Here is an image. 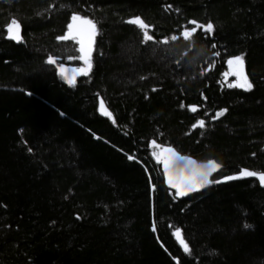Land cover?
Instances as JSON below:
<instances>
[{"label": "trees", "instance_id": "obj_1", "mask_svg": "<svg viewBox=\"0 0 264 264\" xmlns=\"http://www.w3.org/2000/svg\"><path fill=\"white\" fill-rule=\"evenodd\" d=\"M74 14L98 34L72 84ZM190 21L214 31L185 41ZM241 55L251 90L224 83ZM164 148L221 182L177 196ZM242 169L264 172V0H0V264H264V185L224 180Z\"/></svg>", "mask_w": 264, "mask_h": 264}, {"label": "snow or ice", "instance_id": "obj_2", "mask_svg": "<svg viewBox=\"0 0 264 264\" xmlns=\"http://www.w3.org/2000/svg\"><path fill=\"white\" fill-rule=\"evenodd\" d=\"M71 19L74 23H70L68 25L69 31L64 35L57 37V39L61 40V41H67L70 38H75V36L80 37V39L78 40V43L80 44L78 51L81 53V55L79 57H77V59L83 60L87 64V68L72 69L71 71L79 72L82 75H87L91 69L90 58H91V54L93 51L94 37H95V35L98 34L97 26H96V23L94 21H92L86 17H82L80 15H77V14H74ZM127 22L129 24H136L141 29V31L143 32V40L145 42L151 41L153 39V37L151 35H149V32H148V29L150 26L147 23H145V21L143 19H141V17L136 16L134 19L128 20ZM189 23L194 25V27H192L190 30L185 29L181 33V35L185 41H190L198 29H203L206 33H209V34L214 31V24L212 22H209L206 25H200L196 21H190ZM13 28H15L17 30L20 28V24L18 23V21L16 19H13L11 21V24L9 25V28H8L9 33H10V38L15 39L19 36V32L17 31L15 36L11 35ZM177 39H178V37L175 35L171 37L172 41H175ZM168 42H169L168 39H165L163 41V43H168ZM213 47H215V45H213ZM216 55H219V53L217 52ZM48 63L49 64L53 63V57H51V56L49 57ZM227 64L230 66V68H229V72L224 73L225 77H227L229 75V73H231V75H234L237 77V81H234L233 83L228 84V87L231 88V87H245L246 86L245 90H251L253 85H252L251 81L248 80V77H247L245 70H244V64H245L244 56L241 55V56L231 57L230 59H228ZM61 71H66V70L63 69V67H61ZM100 106H101V109H104V111H106V109L104 108V102L102 100H101ZM190 110L196 111L197 109L195 106H191ZM221 114L222 113H217V117ZM108 115L111 116V113H108ZM196 126L203 127L204 121L199 120L197 122V125H194L193 127H196ZM152 144L157 148L161 147L160 145H156L155 141H153ZM29 151H31V149H29ZM163 152L164 153H172L173 156H178V154L175 153V150L172 148H164ZM154 155H156V154L154 153ZM129 159H132V157H129ZM179 159L189 160L190 158L179 157ZM158 162H159V160H158ZM190 162L195 164V161H190ZM208 166H211L212 171L219 169L221 167V165L218 164L214 160H210V161H208V165H202L200 167H201V169H204V168H207ZM164 167L166 169V173H165L166 176H169L170 186L177 190L176 191L177 196H185V195H188L192 191H199L200 188L206 187L208 184L221 182L220 180L213 181V180L208 179V177L211 175V171H200V172H197L191 178V181L187 184V186H185L183 182L174 183L171 181L170 173H168V171H167V169L169 167V159H167V158L164 159ZM245 176L257 177L259 179L260 183L262 185H264V172L248 171L247 169L240 170L238 176H226V177H224V180H234V179L242 178ZM245 227L246 228L250 227V225L246 224ZM155 230L156 229L154 226L153 231H155ZM180 231L181 230L179 228H177L176 233H174V234H178V233H180ZM182 246H183L184 251L186 253H190V249H189L187 243H184Z\"/></svg>", "mask_w": 264, "mask_h": 264}, {"label": "rangeland", "instance_id": "obj_3", "mask_svg": "<svg viewBox=\"0 0 264 264\" xmlns=\"http://www.w3.org/2000/svg\"><path fill=\"white\" fill-rule=\"evenodd\" d=\"M71 23H74L72 20H71ZM69 30H67L68 32ZM14 32V30L12 31ZM66 32V33H67ZM80 39L79 36H75V38H70L69 40L67 41H70V42H73L74 44H76L77 46V50L79 49L80 47V44L78 43V40ZM78 54L79 56L81 55V53L78 51ZM67 62H70V61H64L60 64H67ZM61 67L62 66H57V70L59 72V74H61L63 77L65 78H68V80L74 84L76 82V80L80 77H82L83 75L80 74L79 72H76L75 76H78V78H74V72L71 71L72 69H65V67H63V69H65L66 71H61ZM234 67V66H233ZM81 68H87V64L81 60V59H78V69H81ZM229 68L230 66L227 64V69H226V72H229ZM58 74V75H59ZM61 75H59V77L62 79ZM63 81V79H62ZM234 81H237V77L234 76V75H231V73H229V75L227 77L224 76V83L226 84L227 82L228 83H233ZM66 85L70 86L72 84H68L66 83L65 81H63ZM235 88H238V87H235ZM167 158L169 159V167L167 169L168 173H170V178L173 177V173H172V170L176 169L177 167L180 168V167H186L185 170L183 171H180L179 174H178V178H175L174 179V183H181L183 182L185 186H187V184L191 181V178L195 175V173H193L191 171V168L193 165H191L190 163H187V164H184V165H180V166H177V164L173 161V159L169 156V155H166L164 154V152H161L160 155H159V160L162 161L163 163V168H164V172L166 173V169L164 167V159ZM198 169V172L200 171H211V174L214 173L216 170L212 171L211 169V166H208L207 168H204V169H201V168H197ZM166 175V174H165ZM167 179H169V176H166ZM210 178V176L208 177V179ZM208 186V185H207ZM206 186V187H207ZM206 187H202L200 188L199 191L203 190L204 188ZM174 191L176 192L177 190L175 188H173ZM199 191H192L190 193H195V192H199ZM189 193V194H190Z\"/></svg>", "mask_w": 264, "mask_h": 264}]
</instances>
